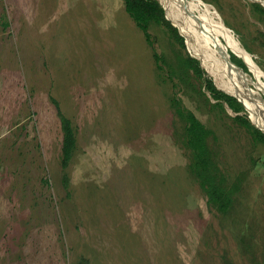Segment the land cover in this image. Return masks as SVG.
Segmentation results:
<instances>
[{"label": "rangeland", "instance_id": "obj_1", "mask_svg": "<svg viewBox=\"0 0 264 264\" xmlns=\"http://www.w3.org/2000/svg\"><path fill=\"white\" fill-rule=\"evenodd\" d=\"M203 1L264 72L257 2ZM188 5L212 30L211 14L204 24ZM150 31L173 57L168 32ZM159 64L124 0H0V264H264V144ZM52 97L76 130L67 167ZM171 97L219 136L230 184L241 178L229 215L190 172Z\"/></svg>", "mask_w": 264, "mask_h": 264}, {"label": "trees", "instance_id": "obj_2", "mask_svg": "<svg viewBox=\"0 0 264 264\" xmlns=\"http://www.w3.org/2000/svg\"><path fill=\"white\" fill-rule=\"evenodd\" d=\"M124 3L126 12L142 30L147 43L153 49L157 68L163 69L159 63L165 62L169 66L170 77L174 79L175 76H178L186 91L191 92L195 99L204 100L203 106L209 107L211 111L218 110L224 113L223 118H231L239 128L252 137L253 142L264 144V132L253 124L245 112L243 102L220 90L215 85L214 80L207 76L201 61L188 52L185 38L180 34L179 29L166 18L165 9L160 0H124ZM253 5L255 10L264 13V6L260 3ZM154 27L165 29L168 32L171 50L174 53L173 57L167 58L165 54H160L155 49L150 31ZM246 49L252 52L249 47ZM230 53L232 60L245 71H248L244 61L234 53ZM200 85H205L210 96L202 90ZM52 98L58 108V115L62 124V162L63 166L67 167L77 146L76 130L72 120L61 110L59 102L54 97ZM211 98L215 102H212ZM171 99L175 112L184 123L181 130L176 131V135L178 141L192 155L189 164L190 172L207 194L208 203L221 213L229 215L237 201L235 196L238 195V189L242 188L241 178L238 177L237 181L230 184L229 175L221 166L219 151L215 145L220 140L219 136L193 110L183 106L181 99L175 97H171ZM226 105L236 113L235 116L232 117L228 114ZM65 179L67 180V178Z\"/></svg>", "mask_w": 264, "mask_h": 264}, {"label": "bare ground", "instance_id": "obj_3", "mask_svg": "<svg viewBox=\"0 0 264 264\" xmlns=\"http://www.w3.org/2000/svg\"><path fill=\"white\" fill-rule=\"evenodd\" d=\"M161 2L166 8L167 15L170 13L168 17L180 28L186 40L193 46L197 58L202 60L203 64L210 65V74L215 78H220L221 82L217 81L220 88L238 96L247 106L254 122L264 130V101L263 98H259L258 92L252 88V85H255L256 89L264 90V82L261 81L264 72L257 66L251 54L242 47L236 37L232 35L233 33L231 34L229 29L218 20L213 8L203 0H161ZM188 3L192 4L201 14L200 22H204V24L207 22L203 14L206 12L211 14L215 19L212 23L214 30L205 25H203L205 26L203 29L196 27ZM215 26L219 27L220 32L216 31ZM229 50L241 57L248 66L251 65L253 70L250 67L249 69L257 74L258 81L253 83L255 77L251 73L245 72L239 67H233L227 58V54L230 55ZM259 73L261 76L258 75Z\"/></svg>", "mask_w": 264, "mask_h": 264}, {"label": "water", "instance_id": "obj_4", "mask_svg": "<svg viewBox=\"0 0 264 264\" xmlns=\"http://www.w3.org/2000/svg\"><path fill=\"white\" fill-rule=\"evenodd\" d=\"M255 2H257V3H260L261 5H263L264 6V0L262 1V0H254ZM161 2V1H160ZM162 3V2H161ZM162 5H163V3H162ZM163 7H164V9H165V15H166V18L168 19V20H170L171 22H172V24L175 26V27H177L178 29H179V31H180V28L168 17V15H167V11H166V8H165V6L163 5ZM180 34L185 38V36L181 33V31H180ZM185 41H186V45H187V47H188V50L189 51H191L190 50V48H189V46H188V42H187V40H186V38H185ZM232 53H234L233 51H232ZM236 56H238L236 53H234ZM191 55L194 57L195 55L193 54V53H191ZM239 57V56H238ZM227 58H228V60L231 62V64L233 65V67H239V68H241L243 71H245L242 67H240V66H238L233 60H232V58H231V53H230V55H228L227 54ZM200 60V59H199ZM244 61V60H243ZM244 63L247 65V63L244 61ZM201 65H202V62H201ZM203 67V66H202ZM247 67H248V65H247ZM248 69H249V67H248ZM246 72V71H245ZM226 92V91H225ZM228 93V92H227ZM230 94V93H229ZM230 95H232V96H234V97H236L239 101H241V102H243L238 96H236V95H234V94H230ZM243 104H244V106H245V108L248 110V108H247V106L245 105V103L243 102ZM253 124L254 125H256V127L257 128H259L260 130H262V131H264L261 127H259L255 122H253Z\"/></svg>", "mask_w": 264, "mask_h": 264}]
</instances>
